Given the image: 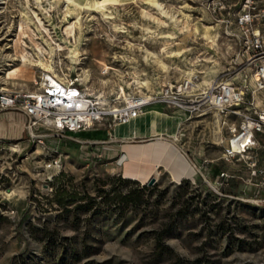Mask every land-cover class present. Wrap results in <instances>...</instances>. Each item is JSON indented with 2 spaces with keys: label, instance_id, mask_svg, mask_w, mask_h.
I'll list each match as a JSON object with an SVG mask.
<instances>
[{
  "label": "rangeland",
  "instance_id": "374dc122",
  "mask_svg": "<svg viewBox=\"0 0 264 264\" xmlns=\"http://www.w3.org/2000/svg\"><path fill=\"white\" fill-rule=\"evenodd\" d=\"M239 2L0 0V92L35 90L48 74L75 78L105 106L158 98L166 83L188 77L197 79L188 98L212 81L247 79L253 89L238 56ZM254 96L261 108L264 91ZM170 109L181 118L176 136L129 148L124 175L156 181L136 180L149 189L122 214L115 193L132 184L117 177L135 179L122 175L120 155L106 156L103 143L82 142L83 130L40 126L42 143L24 129L0 138V264H264V133L229 159L230 134L210 112ZM58 187L76 200L59 205ZM100 190L112 198L100 206L106 212L74 208L86 196L99 201Z\"/></svg>",
  "mask_w": 264,
  "mask_h": 264
},
{
  "label": "built area",
  "instance_id": "2783aa9c",
  "mask_svg": "<svg viewBox=\"0 0 264 264\" xmlns=\"http://www.w3.org/2000/svg\"><path fill=\"white\" fill-rule=\"evenodd\" d=\"M235 26L240 43L239 62L251 69L253 89L247 79L241 86L212 81L206 89L188 98L197 86V79L188 77L176 85L166 83L158 98L136 95L122 105L105 106L88 95L75 78L60 80L43 75L35 90L17 94L0 92V110L22 114L27 138L42 143L45 134L36 132L40 126L60 133L86 130L103 122L111 127L141 115L148 102L162 101L166 106L198 115L210 112L216 126L220 123L217 127H226L230 134L224 156L231 159L248 151L255 144V135L264 133V104L259 108L262 99L254 96L264 91V0H240ZM244 103L246 106L241 108ZM230 117L239 118L238 124L229 120Z\"/></svg>",
  "mask_w": 264,
  "mask_h": 264
},
{
  "label": "crops",
  "instance_id": "0c3cea01",
  "mask_svg": "<svg viewBox=\"0 0 264 264\" xmlns=\"http://www.w3.org/2000/svg\"><path fill=\"white\" fill-rule=\"evenodd\" d=\"M174 108V107H172ZM10 115H0V138H13L20 136L23 131L25 118L22 114L14 111H6ZM181 118L173 114L169 106L152 105L148 106L144 112L138 117L124 124H114L107 129L103 123H98L86 130L80 131L81 141L90 145L102 144L106 156L120 155V161L123 163L121 173L124 175V161L130 157L129 148L133 146H147L148 141L159 136L173 137L176 136ZM111 145L104 147L106 143ZM88 145V144H85ZM98 145L91 147L92 153L96 154ZM105 150H107L105 152ZM119 171V172H120ZM153 174L145 181L138 178L135 179L140 183H145Z\"/></svg>",
  "mask_w": 264,
  "mask_h": 264
},
{
  "label": "trees",
  "instance_id": "16d2710c",
  "mask_svg": "<svg viewBox=\"0 0 264 264\" xmlns=\"http://www.w3.org/2000/svg\"><path fill=\"white\" fill-rule=\"evenodd\" d=\"M119 181L126 184H132L131 187L127 189L126 192H116L115 197L118 198L117 204L119 208V213L122 214L124 211L130 206V205H136L141 202V198L146 190L149 188L146 185H143L142 187H138L136 180H130V179H121L120 177H117ZM100 194V200H96L95 197L86 196V199L84 203H76L74 208L76 210H82L85 212H94L95 214L104 213V209H102L100 206L105 205L106 209L110 205V200L112 198L107 196V192L105 190L98 191ZM65 189L63 188H56L54 191V196L56 198V201L61 206H66V204L73 203L76 199L68 198L65 196ZM82 198V197H80ZM139 202V203H138ZM65 211H69L67 207H64Z\"/></svg>",
  "mask_w": 264,
  "mask_h": 264
},
{
  "label": "bare ground",
  "instance_id": "6f19581e",
  "mask_svg": "<svg viewBox=\"0 0 264 264\" xmlns=\"http://www.w3.org/2000/svg\"><path fill=\"white\" fill-rule=\"evenodd\" d=\"M48 77H50L51 79H54V77L52 75H47ZM152 105H161V106H164L163 102L162 101H150L148 102L147 104L144 105V110H146V108L148 106H152Z\"/></svg>",
  "mask_w": 264,
  "mask_h": 264
},
{
  "label": "water",
  "instance_id": "95a60500",
  "mask_svg": "<svg viewBox=\"0 0 264 264\" xmlns=\"http://www.w3.org/2000/svg\"><path fill=\"white\" fill-rule=\"evenodd\" d=\"M155 181H156V177L154 176V175H152L147 181H146V183L145 184H147V185H153L154 183H155Z\"/></svg>",
  "mask_w": 264,
  "mask_h": 264
}]
</instances>
